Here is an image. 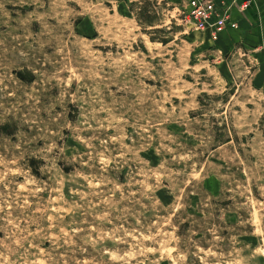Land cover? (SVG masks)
I'll return each instance as SVG.
<instances>
[{
  "label": "rangeland",
  "instance_id": "374dc122",
  "mask_svg": "<svg viewBox=\"0 0 264 264\" xmlns=\"http://www.w3.org/2000/svg\"><path fill=\"white\" fill-rule=\"evenodd\" d=\"M187 1L0 0V264H264V46Z\"/></svg>",
  "mask_w": 264,
  "mask_h": 264
},
{
  "label": "crops",
  "instance_id": "0c3cea01",
  "mask_svg": "<svg viewBox=\"0 0 264 264\" xmlns=\"http://www.w3.org/2000/svg\"><path fill=\"white\" fill-rule=\"evenodd\" d=\"M216 1L229 6L231 18L237 24V26L228 24L217 40L229 41V44L236 40H244L250 44L264 46V0Z\"/></svg>",
  "mask_w": 264,
  "mask_h": 264
},
{
  "label": "built area",
  "instance_id": "2783aa9c",
  "mask_svg": "<svg viewBox=\"0 0 264 264\" xmlns=\"http://www.w3.org/2000/svg\"><path fill=\"white\" fill-rule=\"evenodd\" d=\"M190 19L195 26L208 30L212 39H218L228 24L237 26L232 20L229 6L216 0H188Z\"/></svg>",
  "mask_w": 264,
  "mask_h": 264
},
{
  "label": "trees",
  "instance_id": "16d2710c",
  "mask_svg": "<svg viewBox=\"0 0 264 264\" xmlns=\"http://www.w3.org/2000/svg\"><path fill=\"white\" fill-rule=\"evenodd\" d=\"M20 76L21 79L25 80L26 78L23 76V74L19 73L18 74ZM11 125H9L8 123H4L0 125V130L6 132V133H10V134H14V132L12 131V129H10Z\"/></svg>",
  "mask_w": 264,
  "mask_h": 264
}]
</instances>
